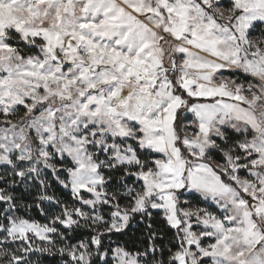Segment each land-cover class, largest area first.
Wrapping results in <instances>:
<instances>
[{"label":"snow or ice","instance_id":"6c2138e0","mask_svg":"<svg viewBox=\"0 0 264 264\" xmlns=\"http://www.w3.org/2000/svg\"><path fill=\"white\" fill-rule=\"evenodd\" d=\"M49 258L264 264V0H0V264Z\"/></svg>","mask_w":264,"mask_h":264},{"label":"rangeland","instance_id":"374dc122","mask_svg":"<svg viewBox=\"0 0 264 264\" xmlns=\"http://www.w3.org/2000/svg\"><path fill=\"white\" fill-rule=\"evenodd\" d=\"M221 75L223 76H230V75H235L239 78H242L241 75L239 73H236V74H233V73H229V72H222ZM220 77L218 76L217 79H219ZM20 114L22 115L23 114V109L21 108L20 109ZM188 119L191 120L192 117L191 115L189 114L188 116ZM188 134H191V130H188ZM215 154H220V153H215ZM212 156H214L213 154H211V162L212 163H222V161H218L216 159H214ZM221 156V154H220ZM239 175L241 177H244L246 175V172L245 171H240L239 172ZM183 191V190H182ZM184 199H187L191 202V205L193 207H196V206H199V207H206L208 208L210 211H217V208L216 206L214 205V203L209 200V201H203L202 199L200 200H197L196 197L194 196H191L188 194V192H185V195L183 197H181V200L183 201ZM185 207H187L188 205H184ZM43 223V222H42ZM208 241H205V243H207Z\"/></svg>","mask_w":264,"mask_h":264},{"label":"trees","instance_id":"16d2710c","mask_svg":"<svg viewBox=\"0 0 264 264\" xmlns=\"http://www.w3.org/2000/svg\"><path fill=\"white\" fill-rule=\"evenodd\" d=\"M234 139L236 137H233ZM183 150V149H182ZM214 156H212L214 159L218 160V161H222V156H220V154H215L213 153ZM153 212V215H154V218L156 220V223L157 225L161 224L162 223V219H161V213L159 210H151ZM34 217L37 219V220H40V222H45L44 219L42 217H40L38 214H33ZM172 235V232L169 231L168 232V236L169 238L171 237ZM58 259V258H57ZM46 264H57V260L55 259H52V258H49L48 261L46 262Z\"/></svg>","mask_w":264,"mask_h":264}]
</instances>
